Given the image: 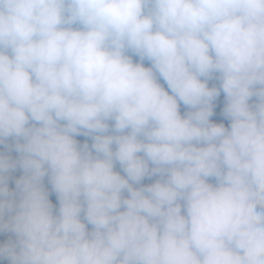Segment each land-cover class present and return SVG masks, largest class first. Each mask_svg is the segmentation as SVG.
<instances>
[{"label": "clouds", "instance_id": "1", "mask_svg": "<svg viewBox=\"0 0 264 264\" xmlns=\"http://www.w3.org/2000/svg\"><path fill=\"white\" fill-rule=\"evenodd\" d=\"M5 236L0 264H264V0H0Z\"/></svg>", "mask_w": 264, "mask_h": 264}, {"label": "trees", "instance_id": "2", "mask_svg": "<svg viewBox=\"0 0 264 264\" xmlns=\"http://www.w3.org/2000/svg\"><path fill=\"white\" fill-rule=\"evenodd\" d=\"M221 100H222V97H221ZM13 156L16 155L15 152L12 153ZM20 175H22V172L20 169H17L14 173H13V176L14 177H19ZM148 181H146L147 183ZM10 187H14V182H10ZM53 199V203H56V200H55V197H51ZM0 239H6V236L5 237H0Z\"/></svg>", "mask_w": 264, "mask_h": 264}, {"label": "rangeland", "instance_id": "3", "mask_svg": "<svg viewBox=\"0 0 264 264\" xmlns=\"http://www.w3.org/2000/svg\"><path fill=\"white\" fill-rule=\"evenodd\" d=\"M22 172V171H21Z\"/></svg>", "mask_w": 264, "mask_h": 264}]
</instances>
